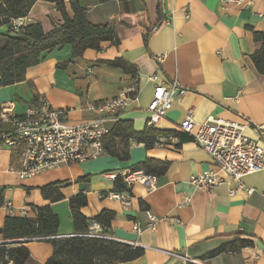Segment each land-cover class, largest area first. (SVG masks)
I'll list each match as a JSON object with an SVG mask.
<instances>
[{
    "label": "crops",
    "instance_id": "1",
    "mask_svg": "<svg viewBox=\"0 0 264 264\" xmlns=\"http://www.w3.org/2000/svg\"><path fill=\"white\" fill-rule=\"evenodd\" d=\"M63 1L72 14L70 0ZM78 1L87 7L92 23L116 24L119 43L106 41L99 51L88 48L73 61L70 45L45 52L38 65L27 69L26 80L0 85V108L12 105L16 113H23L40 96L52 107L66 109L70 122L91 119L95 114L83 110L88 102L113 98L129 85L131 74L103 62L123 58L136 67L139 91L117 119L105 122L110 130L119 120L131 121L136 131L146 128V109L154 91L149 76L160 72L162 79L177 80L188 92L175 95L166 117L155 128L179 132L178 125L193 109L198 122L209 116L247 121L246 135L264 145V132L257 129L264 124V74L252 59L260 47L254 31H264V0H161L159 14L158 0H133L127 12L118 0ZM25 18L27 23H41L45 31L62 23L55 3L47 0H38ZM8 30V24L0 27V32ZM158 56H163L161 64ZM68 62L67 68L57 66ZM22 152V145H0V189L5 190L0 240L9 213L6 203H11L13 213L30 216L35 215L34 207L49 204L60 218L58 236L75 235L69 200L84 193L87 204L81 211L86 217L113 211L108 234L145 249L141 257L119 264H178L170 252L189 255L203 264H264V169L245 176L244 186L232 195L235 183L221 171L223 183L211 190H196L189 184L192 173L218 171L210 155L193 140L151 148L133 143L128 160L104 152L94 160L64 164L26 179L12 170L20 167ZM146 159L169 163L163 175L153 176V190L140 182L117 190V179L106 177L136 171L135 166ZM56 182L63 183L64 198L50 202L40 188ZM113 193H122L130 203L125 205ZM187 198L191 200L185 203ZM148 212L160 218L154 229ZM234 237L253 244L239 252L207 257ZM23 245L30 253L25 264H44L53 253L47 240L31 239Z\"/></svg>",
    "mask_w": 264,
    "mask_h": 264
},
{
    "label": "trees",
    "instance_id": "2",
    "mask_svg": "<svg viewBox=\"0 0 264 264\" xmlns=\"http://www.w3.org/2000/svg\"><path fill=\"white\" fill-rule=\"evenodd\" d=\"M38 0H0V27L10 23L13 18L26 17ZM55 3L62 15V23L45 31L39 22L28 23L18 31L9 28L6 33L0 32V85L7 86L26 80L29 67L38 65L44 58V53L57 47L70 45L72 61L83 57L86 49L101 50L102 43L110 41L117 45L116 24H95L87 16V7L78 0H70L72 14H69L63 0H47ZM104 3L110 0H96ZM122 11L132 10L133 0H118ZM158 14L161 13V0L157 3ZM254 39L260 43L259 49L253 54L254 64L261 74H264V31H254ZM109 66L120 68L123 72L137 76L136 67L123 58L103 61ZM68 63L58 64V68H67ZM39 96L34 98V103ZM9 124L0 125V134L9 130ZM179 136L180 142L193 140L183 132H171ZM155 127L136 131L133 123L127 120L117 121L103 141L104 152L120 160L130 158V148L133 143H144L147 148L154 147L160 135H170ZM169 163L155 159H146L135 168L152 176H161L168 169ZM116 182L117 190L128 189L121 177ZM63 183L56 182L40 188L42 196L50 202L64 198L60 187ZM4 189H0V206L5 204ZM87 204V196L79 193L69 200L76 234H86L93 222L100 223L106 233H109L115 213L102 210L94 218L86 217L81 209ZM35 215H19L8 213L2 225L0 242V262L2 264H25L30 253L24 242L40 238L47 240L53 246L52 255L44 264H119L135 260L145 253V249L113 239H100L87 236L60 237V218L51 206L34 207ZM253 243L247 239L234 237L225 244L210 251L207 257H214L224 252H239Z\"/></svg>",
    "mask_w": 264,
    "mask_h": 264
},
{
    "label": "built area",
    "instance_id": "3",
    "mask_svg": "<svg viewBox=\"0 0 264 264\" xmlns=\"http://www.w3.org/2000/svg\"><path fill=\"white\" fill-rule=\"evenodd\" d=\"M226 1L240 2V0ZM27 24L25 17L13 18L9 28L18 31ZM154 30L157 28L155 27ZM157 60L161 64L163 56H158ZM149 80L154 84V91L146 109L145 121L148 127H155L166 117L173 105L175 95L184 96L188 89L180 86L177 80L169 82L162 79L160 72L151 74ZM138 91V76H134L129 85L117 96L88 102L83 110L94 113L95 117L80 122L68 121L66 109L52 107L44 97L40 96L23 113H16L12 105L2 106L0 125L9 124L11 128L0 134V145L10 147L22 145L23 147L20 167L12 168V170L17 172L20 179H26L64 164L84 163L98 158L104 153L103 141L110 133V128L105 125V122L117 119L119 111L136 99ZM247 126L248 122L243 119L229 120L214 116L198 122L194 118L193 109H189L185 119L178 125V131L189 134L193 141L210 155L218 169V171L190 174L188 182L192 187L196 190H211L219 186L224 181L219 175L221 171L228 174L235 183V187L230 191L234 195L244 186L245 176L264 169V145L246 135ZM257 129L263 133L264 124H258ZM179 140L175 134L160 135L157 144L176 143ZM106 177L114 181L121 177L127 188L134 182H140L149 190L154 189L153 176L142 170H127L120 174L109 173ZM249 190L252 191V189ZM113 196L121 199L125 205L130 203V200L122 193H113ZM190 200L187 198L185 203ZM6 207L10 213H13L11 203H6ZM148 216L150 226L154 229L160 218L150 212ZM135 229L139 231L138 227ZM76 235L117 240L106 233L102 225L97 222L90 224L86 234L61 237ZM170 254L178 260V264H203L186 254L177 252H170Z\"/></svg>",
    "mask_w": 264,
    "mask_h": 264
}]
</instances>
